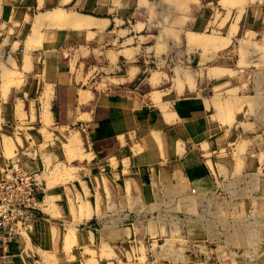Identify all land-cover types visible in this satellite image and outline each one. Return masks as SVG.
Masks as SVG:
<instances>
[{"label": "crops", "instance_id": "1", "mask_svg": "<svg viewBox=\"0 0 264 264\" xmlns=\"http://www.w3.org/2000/svg\"><path fill=\"white\" fill-rule=\"evenodd\" d=\"M14 157L0 264H264V0H0Z\"/></svg>", "mask_w": 264, "mask_h": 264}, {"label": "built area", "instance_id": "2", "mask_svg": "<svg viewBox=\"0 0 264 264\" xmlns=\"http://www.w3.org/2000/svg\"><path fill=\"white\" fill-rule=\"evenodd\" d=\"M43 180L30 173L19 157L0 165V242L4 245L27 234L41 204Z\"/></svg>", "mask_w": 264, "mask_h": 264}, {"label": "bare ground", "instance_id": "3", "mask_svg": "<svg viewBox=\"0 0 264 264\" xmlns=\"http://www.w3.org/2000/svg\"><path fill=\"white\" fill-rule=\"evenodd\" d=\"M240 242V241H239Z\"/></svg>", "mask_w": 264, "mask_h": 264}]
</instances>
